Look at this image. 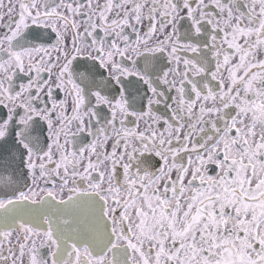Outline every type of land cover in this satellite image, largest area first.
<instances>
[{
	"label": "snow or ice",
	"instance_id": "1",
	"mask_svg": "<svg viewBox=\"0 0 264 264\" xmlns=\"http://www.w3.org/2000/svg\"><path fill=\"white\" fill-rule=\"evenodd\" d=\"M0 264H264V0H0Z\"/></svg>",
	"mask_w": 264,
	"mask_h": 264
}]
</instances>
